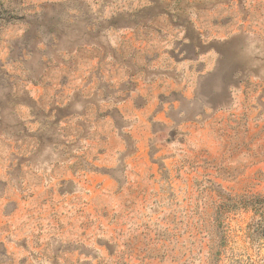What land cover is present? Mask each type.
Returning a JSON list of instances; mask_svg holds the SVG:
<instances>
[{
	"label": "rangeland",
	"instance_id": "rangeland-1",
	"mask_svg": "<svg viewBox=\"0 0 264 264\" xmlns=\"http://www.w3.org/2000/svg\"><path fill=\"white\" fill-rule=\"evenodd\" d=\"M1 1L0 264H264V0Z\"/></svg>",
	"mask_w": 264,
	"mask_h": 264
},
{
	"label": "trees",
	"instance_id": "trees-1",
	"mask_svg": "<svg viewBox=\"0 0 264 264\" xmlns=\"http://www.w3.org/2000/svg\"><path fill=\"white\" fill-rule=\"evenodd\" d=\"M3 14H5V8L3 6V2L0 0V21H3ZM6 20H8V19H6Z\"/></svg>",
	"mask_w": 264,
	"mask_h": 264
}]
</instances>
